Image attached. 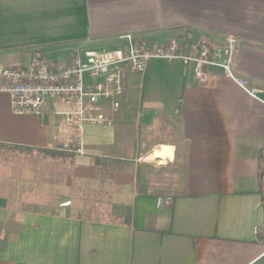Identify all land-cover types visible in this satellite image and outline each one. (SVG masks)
<instances>
[{
	"label": "crops",
	"instance_id": "1",
	"mask_svg": "<svg viewBox=\"0 0 264 264\" xmlns=\"http://www.w3.org/2000/svg\"><path fill=\"white\" fill-rule=\"evenodd\" d=\"M187 31L217 62L236 36L246 87L216 66L206 84L180 61L124 66L119 109L101 104L113 124L71 150L63 105L21 115L0 93V146L42 152L0 168V264H264V0H0V65L64 68L78 50Z\"/></svg>",
	"mask_w": 264,
	"mask_h": 264
},
{
	"label": "built area",
	"instance_id": "2",
	"mask_svg": "<svg viewBox=\"0 0 264 264\" xmlns=\"http://www.w3.org/2000/svg\"><path fill=\"white\" fill-rule=\"evenodd\" d=\"M237 42L236 36H229L231 49L225 62L215 61L209 40L196 39L192 31L165 45L143 40L130 41L111 50H78L64 68H57L35 55L25 66L0 65V93L10 96L14 113L21 115L40 116L50 101L63 105L65 124L58 131L74 135L64 147L71 150L70 145L80 141L79 135L85 126L113 124L101 104L109 103L113 111L119 109L118 98L125 92L124 66L145 74L152 60L180 61L193 66L194 76L202 84L209 81L208 68L216 66L245 88L246 82L236 78L230 66Z\"/></svg>",
	"mask_w": 264,
	"mask_h": 264
},
{
	"label": "rangeland",
	"instance_id": "3",
	"mask_svg": "<svg viewBox=\"0 0 264 264\" xmlns=\"http://www.w3.org/2000/svg\"><path fill=\"white\" fill-rule=\"evenodd\" d=\"M157 152V151H156ZM155 152V153H156ZM37 154L39 156H41L42 152H37ZM37 154L33 151L30 150H25L23 148H17V147H12V146H0V168L5 169V167H18L21 165V156H37ZM158 161H152L151 160V164L149 165V167L152 169V173L154 172H159L160 169L157 166ZM57 176L53 179L57 180ZM56 180H52L50 181L48 178H44L43 183L46 185H48V182L50 184H52V187H54V181ZM63 182H65L63 180ZM65 186V185H63ZM54 189H51L50 192H52V194H54L52 191Z\"/></svg>",
	"mask_w": 264,
	"mask_h": 264
},
{
	"label": "bare ground",
	"instance_id": "4",
	"mask_svg": "<svg viewBox=\"0 0 264 264\" xmlns=\"http://www.w3.org/2000/svg\"><path fill=\"white\" fill-rule=\"evenodd\" d=\"M163 147V146H162ZM172 151V148L170 147H164L162 150H157V158L158 159H165L167 157V154ZM172 156V155H171Z\"/></svg>",
	"mask_w": 264,
	"mask_h": 264
}]
</instances>
